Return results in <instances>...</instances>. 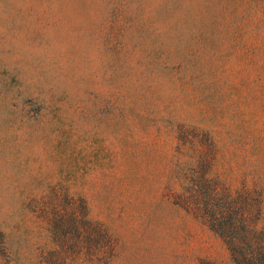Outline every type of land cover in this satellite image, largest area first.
<instances>
[{
    "label": "rangeland",
    "instance_id": "374dc122",
    "mask_svg": "<svg viewBox=\"0 0 264 264\" xmlns=\"http://www.w3.org/2000/svg\"><path fill=\"white\" fill-rule=\"evenodd\" d=\"M239 189L262 225L264 0H0V264H232Z\"/></svg>",
    "mask_w": 264,
    "mask_h": 264
},
{
    "label": "trees",
    "instance_id": "16d2710c",
    "mask_svg": "<svg viewBox=\"0 0 264 264\" xmlns=\"http://www.w3.org/2000/svg\"><path fill=\"white\" fill-rule=\"evenodd\" d=\"M205 197L203 205L195 209L223 240L230 262L264 264V223L257 226L261 211L259 199L253 200L244 189L215 190L207 192ZM201 264L224 263L203 261Z\"/></svg>",
    "mask_w": 264,
    "mask_h": 264
}]
</instances>
